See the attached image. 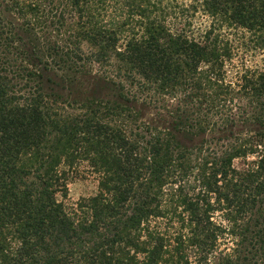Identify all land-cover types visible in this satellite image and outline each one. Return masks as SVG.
<instances>
[{
  "label": "trees",
  "instance_id": "obj_1",
  "mask_svg": "<svg viewBox=\"0 0 264 264\" xmlns=\"http://www.w3.org/2000/svg\"><path fill=\"white\" fill-rule=\"evenodd\" d=\"M192 1L0 0V264H264V69L228 82L218 33L264 47V0ZM120 80L171 121L110 123L130 109L93 89ZM84 163L98 193L69 206Z\"/></svg>",
  "mask_w": 264,
  "mask_h": 264
},
{
  "label": "rangeland",
  "instance_id": "obj_2",
  "mask_svg": "<svg viewBox=\"0 0 264 264\" xmlns=\"http://www.w3.org/2000/svg\"><path fill=\"white\" fill-rule=\"evenodd\" d=\"M186 5H192L194 2L192 0H183ZM195 18H191L193 22V26L191 27L192 32L195 34L202 32L209 28L211 25L213 26V20L209 17L203 10H199L195 13ZM77 18L74 20V25L70 26V31L67 32L71 34V31L77 30ZM221 38L230 44L231 55L230 59L226 64L225 70L227 72V81L232 83L239 82L240 76L244 74L248 70H256V69H264V47H260L258 45L257 39L253 34L248 32L245 29L241 28H223V30H219ZM83 49L85 51H89L92 48L88 43H84ZM112 56V55H111ZM111 62L118 65L120 62L112 56ZM114 68H109L107 70H115ZM98 74V73H97ZM99 75V74H98ZM58 76L61 77V74L58 73ZM139 78V77H138ZM59 80V79H58ZM57 80V81H58ZM122 81V80H120ZM139 81L142 83L141 78L136 80L137 83ZM124 87L110 85V88H107L104 84H100L97 88L93 90L97 91L94 97L104 99L105 101H111L120 103L122 107H126L128 109H133L129 111H122V116L119 117H109V122L112 124H117L120 126H124L126 120L128 119V115L131 114L134 116V122L137 124L135 127L142 126V121L151 124L152 126L162 127L165 126L163 121H171V118L165 108L162 106H146L142 104V98L146 97L147 94L138 93V87H131L130 82L127 83L124 80L122 81ZM78 88H76L77 90ZM85 91L87 90L84 89ZM102 90V91H101ZM132 92L133 95H129ZM56 93L61 94L63 100L72 102L73 98H80L70 93L68 90H57ZM124 94V96H130V102L126 103L122 101L119 95ZM139 97V101H133L131 97L135 96ZM153 93H150V96ZM87 96V95H86ZM85 96V97H86ZM156 98V97H155ZM163 104V103H162ZM62 108L66 110V114H79L75 106L60 105ZM157 107V108H156ZM127 125V123H126ZM239 129V128H237ZM221 136V134L216 135V137ZM210 138V135L202 136L199 138ZM254 156H248L247 158H239L234 161V166L239 169H245L247 167V163L254 160ZM67 198L65 202L69 206H76L82 199L90 198L98 193L99 190V177L96 173L92 171V169L88 166V164L84 163L80 168L71 171L69 174V179L67 181ZM60 199H62L60 197ZM214 219L218 222H222L221 214L218 213L214 217ZM236 240V239H235ZM234 239L230 237H226L225 240L221 241L220 249L226 250L228 247H231Z\"/></svg>",
  "mask_w": 264,
  "mask_h": 264
}]
</instances>
